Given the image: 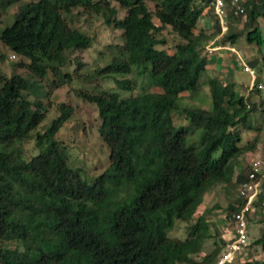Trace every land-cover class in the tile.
<instances>
[{
	"label": "trees",
	"instance_id": "16d2710c",
	"mask_svg": "<svg viewBox=\"0 0 264 264\" xmlns=\"http://www.w3.org/2000/svg\"><path fill=\"white\" fill-rule=\"evenodd\" d=\"M114 2L125 10L123 18ZM210 2L35 0L19 7L12 24L0 31V42L27 59L19 66L40 80L50 71L58 86L73 78L111 77L117 88L79 92L97 106L99 133L110 149L107 168L88 182L70 165L67 145L57 137L73 106L60 103L59 114L39 131L47 111L42 100L30 98V80L16 72L0 74V264H210L212 253L195 260L209 225L204 214L184 240L169 231L176 218L186 220L196 212L213 185L248 180L250 165L235 174L233 167L258 144L257 139L242 143L241 129L258 128L252 116L259 108L264 115V95L249 87L248 92L261 94L258 103L239 94L229 75L225 81L208 78L211 108L180 105V94L197 90L214 53L210 48L234 47L240 35L264 45V0H244V14L229 9L228 29L215 43L222 28ZM206 7L213 31L196 33ZM78 8L122 30L123 42L113 46L110 60L88 73H81L80 61L72 73L64 70L71 52L94 41L72 24L71 14ZM167 27L182 40L172 52L159 35ZM5 58L0 50V62ZM260 60L254 56L246 62L257 67ZM134 70L149 72L150 83L162 91L122 95L133 87L126 75ZM174 112H182L191 125H176ZM192 128L200 132L192 142L198 144L188 141ZM30 139L38 151L25 157L20 144ZM261 183L254 207H264V178ZM244 203L242 198L229 205L228 215L233 217ZM258 256L237 264H264V255Z\"/></svg>",
	"mask_w": 264,
	"mask_h": 264
},
{
	"label": "rangeland",
	"instance_id": "374dc122",
	"mask_svg": "<svg viewBox=\"0 0 264 264\" xmlns=\"http://www.w3.org/2000/svg\"><path fill=\"white\" fill-rule=\"evenodd\" d=\"M30 1L35 0H17L14 3L0 4V31L4 27L11 25L19 7L25 2ZM113 5L119 9V18H123L125 10L121 9L116 2ZM153 6V2H150V8ZM208 12L209 7H206L196 24V33L201 30L206 33L213 31V17ZM71 18L72 24L94 36V41L87 49L71 52L70 61L64 67V70L72 73L77 66L75 63L80 61L82 65L81 73H88L110 60V56L116 50L112 49L113 46L123 42L122 30L107 25L100 15L88 13L82 8L74 9ZM155 21L158 22L157 18H155ZM239 28H242V23H240ZM262 32L264 36V27H262ZM159 35L166 37L167 43L164 48L170 52L174 50L176 43L182 42V40L176 37L170 27L164 29L163 33ZM233 44L234 48L241 53L242 60L236 58L234 52L230 50L229 54L232 53V55L225 53L228 56V61L224 60L225 56L222 55V51L219 54L214 53L213 55H217L215 56L217 58L210 57L207 67L201 75L197 90L182 92L179 100L180 105L211 108L212 96L207 83L208 78L217 77L225 81V77L228 75V79L234 82L239 94H249L252 100L260 102L259 96L261 94L264 95V89H262L260 95H257L255 91L248 92L249 87L252 85V74L244 70L243 62L252 60L254 56L259 57V60H261L257 67H253L250 63H247L257 73L258 81L260 79L264 82V45L258 46L256 42H249L246 35H240ZM157 47L163 48L161 45ZM0 50L6 54L5 60L0 62V74L10 76L13 72H16L28 78L31 82L28 89L30 98L33 100L40 99L46 106L47 114L39 126V131H43L44 127L50 124L59 114L58 105L60 103L73 106L74 113L65 122L61 130H59L57 137L67 145L68 162L70 165L74 168H79L82 177L88 182H92L96 176L107 168L110 149L99 133L101 119L97 106L94 103L85 101L79 92L83 90L97 91L100 89L115 90L117 88L115 80L111 77L98 80L73 78L71 82L58 86L56 78L50 71L44 80H40L34 77L26 67L19 66V62L27 61L25 57L8 50L2 42H0ZM13 54L16 55L15 58L12 57ZM220 59L222 62H220ZM228 71L230 72L229 74H227ZM119 77L122 76L120 75ZM126 77L132 79L133 87L127 90L124 89L122 95L136 94L142 90L162 91L160 86L150 83L149 72L139 74L138 70H134L132 73L127 74ZM258 110L252 116V120L255 121L254 125L258 126V128L251 127L249 129L248 127H242L241 129L243 133L242 143H249L255 139L258 141L257 146L252 151L244 153L240 159L245 169L252 159L264 160V115L260 113L261 108ZM173 121L176 125H191L189 119L182 112H174ZM192 130L193 128L188 135L189 143L195 142L200 134L199 130ZM20 148L25 157H30L38 151L35 148L34 139L22 142ZM241 164H238V166ZM238 166L235 163L233 174L238 172ZM240 185L234 181L227 184L219 183L213 185L203 194L196 212L189 219H175L174 226L169 231V235L182 240L188 236L190 227L198 216L204 214L209 222L207 230L202 235L201 251L196 254L195 260H199L200 256L212 253L210 264H214L215 257H217L224 247V241L234 236L233 218L228 216L227 212L229 205L236 206L242 200L239 192ZM247 219L250 244L241 247V250L237 253V260L246 261L254 257H262L258 255H264V241L262 243L256 241L260 237L264 238V207L253 206Z\"/></svg>",
	"mask_w": 264,
	"mask_h": 264
},
{
	"label": "built area",
	"instance_id": "2783aa9c",
	"mask_svg": "<svg viewBox=\"0 0 264 264\" xmlns=\"http://www.w3.org/2000/svg\"><path fill=\"white\" fill-rule=\"evenodd\" d=\"M244 0H211L210 4L214 8V12L219 19L222 32L221 34L214 37L213 42L219 41L221 35L228 29V16L229 9L232 10L235 15L245 13V7L243 5ZM226 48L233 51L236 58L242 60L241 53L230 44H225ZM13 58L16 55H12ZM244 63V70L252 74V80L255 82V87L264 89V82L257 80L256 73L253 68ZM251 170L248 173V180L243 182L240 187V196L245 200L244 205L239 211H236L233 215L234 222V236L226 239L222 251L218 254L214 264H236L237 253L241 250L244 245L250 244V238L248 233V219L246 214H250L253 207V201L259 194L261 188V182L264 178V160L252 159L249 162Z\"/></svg>",
	"mask_w": 264,
	"mask_h": 264
},
{
	"label": "crops",
	"instance_id": "0c3cea01",
	"mask_svg": "<svg viewBox=\"0 0 264 264\" xmlns=\"http://www.w3.org/2000/svg\"><path fill=\"white\" fill-rule=\"evenodd\" d=\"M216 44H217V43H216ZM217 45H218V44H217ZM226 47H227V46H225V45H220V44H219V46H217L216 48H214V47L210 48V51H211V53L214 52V53H218V54L222 51V52H223L222 55L225 56V59H224V60H225V61H228V60H227V57H228V56L225 55V53L228 54V55H232V53L229 54L230 51H229ZM214 53H213V54H214ZM213 54H212V55H213ZM215 56H217V55H215ZM215 56L213 55L212 58H215ZM216 58H217V57H216ZM216 58H215V59H216ZM220 62H222L221 59H220ZM223 76H224V74H223ZM237 170H238V172L243 171V170H244V171H247V169H245L242 165H239ZM236 173H237V172H236ZM227 213H228V212H227ZM227 215H228V214H227ZM228 216H229V215H228ZM249 238H250V236H249ZM225 242H226V241H224V244H225ZM254 258H255V257H254ZM242 261H244V260H237V263L242 262ZM237 263H236V264H237Z\"/></svg>",
	"mask_w": 264,
	"mask_h": 264
},
{
	"label": "clouds",
	"instance_id": "9594fccd",
	"mask_svg": "<svg viewBox=\"0 0 264 264\" xmlns=\"http://www.w3.org/2000/svg\"><path fill=\"white\" fill-rule=\"evenodd\" d=\"M247 63V62H246ZM256 77L258 78V75L256 74ZM258 80V79H257ZM260 80V79H259ZM262 81V80H261ZM253 88V89H259V88H256L255 87V82L252 80V85L250 87V89ZM250 165V164H249ZM228 214V213H227Z\"/></svg>",
	"mask_w": 264,
	"mask_h": 264
}]
</instances>
